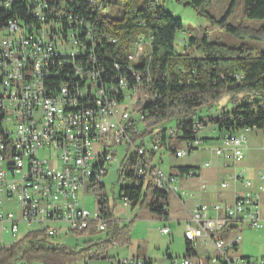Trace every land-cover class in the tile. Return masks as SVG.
I'll return each mask as SVG.
<instances>
[{
  "label": "built area",
  "instance_id": "built-area-1",
  "mask_svg": "<svg viewBox=\"0 0 264 264\" xmlns=\"http://www.w3.org/2000/svg\"><path fill=\"white\" fill-rule=\"evenodd\" d=\"M152 2L155 7L164 5L163 0ZM115 3L0 0V209L6 201H15L19 209L18 215L0 213V235L11 231L16 239L20 224L34 227L48 240L57 238L65 225L68 233L78 236L109 231L112 220L107 216L105 178L116 149L123 146L127 151L119 180L128 179V188L166 195L164 212H169L171 196L186 205L179 195L182 182L198 179L199 191L208 192L196 168L184 174L180 170L167 173L156 165L160 151L170 141L180 140V131L167 133L161 128L147 135L151 136L149 146L142 140L145 109L158 99L149 67L153 37L138 32L126 54L111 52L120 45L108 28L122 18ZM206 124L205 119L193 123L194 139L186 141V149L173 151L177 159L204 145L201 134ZM249 131L220 133V145L206 150L221 169L230 171L220 188L225 191L232 185L234 197L232 202L221 198L203 204L186 187L184 195L195 200L185 221L190 254L180 261L171 258L170 264H264V258L253 261L238 255L243 232L264 229V173L256 171L253 179L241 169L247 159ZM204 168L212 169V163L206 162ZM94 192L98 211L92 214L85 200ZM125 200L132 208L136 205ZM161 232L169 235L170 225ZM108 242L117 245L111 238ZM199 244H210L216 255H199L195 251ZM12 246L1 240L0 251ZM93 246L86 264L91 258L108 264H153L149 259L110 257L106 242L95 245L100 246L97 251H90Z\"/></svg>",
  "mask_w": 264,
  "mask_h": 264
},
{
  "label": "trees",
  "instance_id": "trees-1",
  "mask_svg": "<svg viewBox=\"0 0 264 264\" xmlns=\"http://www.w3.org/2000/svg\"><path fill=\"white\" fill-rule=\"evenodd\" d=\"M176 1L180 4L190 2L201 16L218 25L224 33L235 37L240 35L239 30L230 24L235 2L224 17L217 21L208 12L212 0ZM139 4L138 0H133L121 11L122 18L115 20L108 28L120 40V45L111 48V52L115 49L126 54L130 39L138 32L145 31L153 37L149 67L153 77L152 91L158 93V99L145 109L148 116L143 135H152L168 123L175 122L182 134L180 141H191L194 139L192 126L199 113L212 108L223 97L236 94H250L256 99L241 100L231 111L223 112L217 119L209 122L216 125L220 133H236L245 129L264 133V51L255 57L249 48L241 47L237 50L238 55L230 57L226 53L231 49L210 44L204 37L201 45H198L200 56L179 54L176 41L183 30L182 21L169 15L164 5L155 7L152 0H144L141 6ZM115 6L118 7L117 3ZM243 6L245 20L264 22V0H243ZM142 22L145 27L140 26ZM262 36L264 37V32ZM194 41L191 39V42ZM164 136L165 133L162 132V137ZM187 169L179 168L182 174ZM122 191L124 198L136 203L134 207L140 206L141 209L168 219L169 212L162 210L168 199L166 195L150 190L143 192L140 188H125ZM107 216L111 218L110 212ZM109 231L111 240L122 246L129 245L130 238L126 228L120 232L117 224L112 221ZM49 242L41 233H30L10 249L0 251V264H16L20 261L28 264H77L88 256L85 250H67L50 245ZM187 247L189 255L188 244ZM83 252L85 253L82 254ZM90 261H97V258H91Z\"/></svg>",
  "mask_w": 264,
  "mask_h": 264
},
{
  "label": "rangeland",
  "instance_id": "rangeland-1",
  "mask_svg": "<svg viewBox=\"0 0 264 264\" xmlns=\"http://www.w3.org/2000/svg\"><path fill=\"white\" fill-rule=\"evenodd\" d=\"M133 0H116L118 7L116 11H124V8L129 5ZM141 6L144 0H138ZM235 2L233 9V15L230 21L231 26L237 28L240 32L238 37L224 33L218 25L213 24L207 18L201 16L197 9L193 6H184L178 3L176 0H165V11L171 15L174 19L181 20L183 23V30L178 34L176 41V49L179 54L191 55L193 57L200 56L198 45H201V41L206 37L210 44L215 46H225L231 49L226 54L230 57L238 55V51L241 47H247L250 49V53L257 57L264 51V22L248 21L244 19V6L243 0H212L211 5L208 8V12L217 20L220 21L232 3ZM122 13V12H121ZM146 35L145 31L140 32ZM150 37V35H149ZM254 38V39H253ZM194 39V42H191ZM147 40V39H146ZM201 42V43H200ZM218 48V47H217ZM220 49V48H219ZM134 51V50H133ZM246 98L256 99L250 94H236L227 95L221 100L217 101L212 108H206L202 110L198 119H205L206 131L201 134V138L204 139V145L196 151L194 154L186 155L183 158L177 159L173 151L184 150L188 146V142L174 139L170 141L168 147L163 148L158 154L156 165L167 173H177L179 168H196L197 176H201L207 180L211 174L217 171L215 165L216 159L211 151L208 149H214L218 147L215 142L220 135V131L216 125H213L210 120L217 119L223 112L231 111L237 103ZM131 101V100H130ZM129 102V101H128ZM236 102V103H235ZM138 118V116H137ZM167 133L172 131L178 132L175 122L168 123L165 127ZM142 133L145 132V126H140ZM214 130L215 138H210V131ZM158 131H156L157 133ZM179 135V134H178ZM209 135V136H208ZM247 146L246 152L247 166L252 167L257 171L264 173V133L259 130H250L247 133ZM150 137H144L142 140L149 146ZM181 137V136H179ZM117 156L113 165L108 169V175L105 178V193L107 196V207L111 215V220L117 224L118 231L127 229L130 243L128 246H122L117 244L116 246L108 243V254L110 257L130 258L131 256L148 257L153 264H170L171 258H176L179 261L188 256L187 254V242L185 239L186 222L185 217L188 214V209L193 204L189 195L185 196V187H190V191L193 195H197L195 200H200V193L198 192L200 181L198 179H192L180 184L181 189L179 195L183 197L186 202V207L174 197L169 198V217L168 219L162 218L148 210L141 209L140 206L132 208L129 201H126L122 189L131 186V182L128 179L119 180L118 170L119 166L126 154V147H119L116 149ZM162 164H160L161 161ZM212 163V169H205L204 164L206 162ZM244 164L241 165V169ZM239 170V168H238ZM222 176H218L214 183L220 184L221 179H224L230 175V171L221 169ZM231 188L233 186L231 185ZM97 193H89L86 196V209L92 214L98 211ZM0 213L19 214L18 205L15 201H6L3 203ZM261 213L264 218V196L261 204ZM110 217V216H109ZM169 220V223L167 222ZM170 225L171 233L169 235H163L161 230L165 226ZM35 232L34 227H28L26 224H20L18 237L14 239L11 235V231H6L0 235V242L7 246L14 245L24 240L30 233ZM110 231L105 233H92L84 236H78L68 233V226H64V231L61 232L57 238L49 240L48 244L60 246L67 250H85L91 245H94L90 251H97L100 247L95 246L102 242H108L110 239ZM195 251L201 256H206L209 253L211 256L216 255L215 249L209 245L196 246ZM83 252L82 254H84ZM239 256L250 257L253 261H260L264 258V229L258 232L244 231L243 241L239 248ZM42 264V263H33ZM77 264H86V261H79ZM88 264H108L105 261L102 262H88Z\"/></svg>",
  "mask_w": 264,
  "mask_h": 264
},
{
  "label": "crops",
  "instance_id": "crops-1",
  "mask_svg": "<svg viewBox=\"0 0 264 264\" xmlns=\"http://www.w3.org/2000/svg\"><path fill=\"white\" fill-rule=\"evenodd\" d=\"M210 133H211L210 138H215L216 137L215 134H214V130L210 131ZM214 140L219 146L220 145V141L218 140V137H217V139H214ZM215 165H217V167H216L217 171L214 172L213 174H211V176H209V178H207V180L200 176L204 180V182L208 185V192L207 193H201L200 191H198L200 193V198L199 199L202 200L201 203H203V204L216 203L221 198L226 200V201H228V202H232L233 197H234V189L233 188L230 187L229 189H227L225 191L221 190V188H220V184L222 182L226 181L227 177L224 178V179H221L220 184H219V182L218 183H214V181H213L214 178L217 180L218 176H222L221 173H219V172H221V168H220L219 163L217 161H216ZM242 168H243V170H245L247 172V174L249 176H251L253 179H255L257 170L254 171V169L252 167L247 166L246 162L244 163V166ZM200 185H201V182H200ZM199 189H200V186H199ZM194 202H195V200L193 201V204L190 206V208L187 211L188 214L185 217V221L189 217V213H190V211L192 210V208L194 206ZM185 207H186V205H185ZM130 258H141V259H149V260H151L148 257H139V256H131Z\"/></svg>",
  "mask_w": 264,
  "mask_h": 264
},
{
  "label": "water",
  "instance_id": "water-1",
  "mask_svg": "<svg viewBox=\"0 0 264 264\" xmlns=\"http://www.w3.org/2000/svg\"><path fill=\"white\" fill-rule=\"evenodd\" d=\"M190 5H191L190 2H186V3H184V6H185V7L190 6Z\"/></svg>",
  "mask_w": 264,
  "mask_h": 264
}]
</instances>
